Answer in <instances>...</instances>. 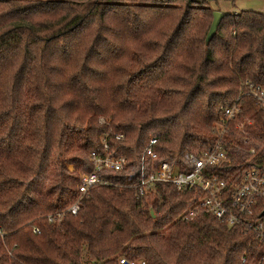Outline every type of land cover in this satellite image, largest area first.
Masks as SVG:
<instances>
[{
    "label": "trees",
    "instance_id": "obj_1",
    "mask_svg": "<svg viewBox=\"0 0 264 264\" xmlns=\"http://www.w3.org/2000/svg\"><path fill=\"white\" fill-rule=\"evenodd\" d=\"M212 13L205 0H0V264H264L242 227L183 220L202 194L171 184L141 200L93 187L75 215L46 217L77 197L104 133L113 153L135 159L156 137L160 158L180 160L212 147L234 102L249 143L231 123L213 172L264 169V108L250 95L264 87V12L224 13L206 44Z\"/></svg>",
    "mask_w": 264,
    "mask_h": 264
},
{
    "label": "built area",
    "instance_id": "obj_2",
    "mask_svg": "<svg viewBox=\"0 0 264 264\" xmlns=\"http://www.w3.org/2000/svg\"><path fill=\"white\" fill-rule=\"evenodd\" d=\"M250 95L264 108V87L253 88ZM239 113L237 102L222 108L220 118L213 126L217 138L212 147L196 153L184 151L180 160L160 158L154 149L156 137L149 138L135 159L113 153L107 142L108 133H104L100 137L101 147L88 155L90 168L78 172L77 197L63 211L48 214V221H58L64 213L75 215L80 209L82 197L93 187L131 190L134 197L141 200L155 189L157 183H166L179 191L195 190L202 194L181 214L183 220H192L200 213H208L228 226H240L253 233L264 246V169L246 167L238 177H231L227 181L213 172L216 166L228 161L223 143L231 123L239 128L242 144L249 143V136L243 130L244 122L239 121ZM99 122H103V119L100 118ZM113 137L122 140L123 134L115 133ZM249 153L254 154V148H250ZM110 172L120 174L121 180H114L108 175ZM150 212L154 213L152 209ZM4 234L0 228V237ZM119 263L144 264L124 258H120Z\"/></svg>",
    "mask_w": 264,
    "mask_h": 264
},
{
    "label": "rangeland",
    "instance_id": "obj_3",
    "mask_svg": "<svg viewBox=\"0 0 264 264\" xmlns=\"http://www.w3.org/2000/svg\"><path fill=\"white\" fill-rule=\"evenodd\" d=\"M205 7L211 11L223 13H238L243 10L264 12V0H205ZM237 136H240L239 132ZM242 149L246 151L245 147ZM68 169L71 170L72 165H69Z\"/></svg>",
    "mask_w": 264,
    "mask_h": 264
},
{
    "label": "water",
    "instance_id": "obj_4",
    "mask_svg": "<svg viewBox=\"0 0 264 264\" xmlns=\"http://www.w3.org/2000/svg\"><path fill=\"white\" fill-rule=\"evenodd\" d=\"M212 14H213V18H212L210 27H209V29L207 31V34L205 36V43L206 44L210 41L211 37L215 33V31L217 29V26H218L221 18L224 15V13L223 12H220V11H213ZM150 214H151L152 217L154 216V213L153 212H151ZM125 264H127V263H125Z\"/></svg>",
    "mask_w": 264,
    "mask_h": 264
}]
</instances>
